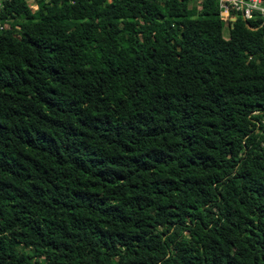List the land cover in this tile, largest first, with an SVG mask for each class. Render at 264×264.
I'll use <instances>...</instances> for the list:
<instances>
[{
    "label": "trees",
    "instance_id": "trees-1",
    "mask_svg": "<svg viewBox=\"0 0 264 264\" xmlns=\"http://www.w3.org/2000/svg\"><path fill=\"white\" fill-rule=\"evenodd\" d=\"M192 1L1 0L0 264H264V17Z\"/></svg>",
    "mask_w": 264,
    "mask_h": 264
},
{
    "label": "built area",
    "instance_id": "built-area-1",
    "mask_svg": "<svg viewBox=\"0 0 264 264\" xmlns=\"http://www.w3.org/2000/svg\"><path fill=\"white\" fill-rule=\"evenodd\" d=\"M219 14L222 19L226 20L229 17L230 8L238 9L244 18L251 17L254 13H258L264 17V1L263 0H218ZM1 6V0H0ZM32 7L35 5L32 4ZM4 26L0 23V28Z\"/></svg>",
    "mask_w": 264,
    "mask_h": 264
},
{
    "label": "rangeland",
    "instance_id": "rangeland-1",
    "mask_svg": "<svg viewBox=\"0 0 264 264\" xmlns=\"http://www.w3.org/2000/svg\"><path fill=\"white\" fill-rule=\"evenodd\" d=\"M28 1H30V0H28ZM194 4H196V5H198L199 4V0H193L192 1ZM226 21H225V24L223 25V28H222V33H223V35H225L226 36Z\"/></svg>",
    "mask_w": 264,
    "mask_h": 264
}]
</instances>
